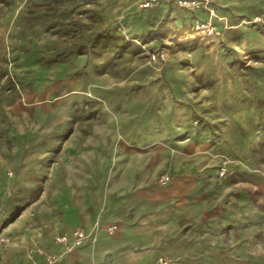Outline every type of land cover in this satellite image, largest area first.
<instances>
[{
    "label": "rangeland",
    "instance_id": "374dc122",
    "mask_svg": "<svg viewBox=\"0 0 264 264\" xmlns=\"http://www.w3.org/2000/svg\"><path fill=\"white\" fill-rule=\"evenodd\" d=\"M202 1L0 0V264L31 256L64 172L99 208L161 199L157 264H264V0Z\"/></svg>",
    "mask_w": 264,
    "mask_h": 264
},
{
    "label": "crops",
    "instance_id": "0c3cea01",
    "mask_svg": "<svg viewBox=\"0 0 264 264\" xmlns=\"http://www.w3.org/2000/svg\"><path fill=\"white\" fill-rule=\"evenodd\" d=\"M82 176L84 175L79 173L64 172L65 182L50 189V183H48L49 187L44 194L52 193L59 198L55 199L54 204L41 205L38 209L41 216L33 215L34 222L41 217L43 223L39 228L38 226L34 228L32 223L29 224L32 229L25 234L27 237L25 243L33 244L32 254L17 264H47L48 256L59 254L63 256L55 264H140L144 262V257L147 258L149 255L150 260L157 264L158 256L160 257V254L165 253L167 249L163 243L168 244L172 241L179 229L174 217H166L162 213L161 199L154 198V206L158 209L155 208L150 214H145L144 207L141 209L138 204V199L131 200L130 206H124L120 210L118 204H113L117 200L114 197L111 198L113 193H110V199L107 200L105 208H99L92 201V197L96 196V184L86 181L76 182L74 177ZM70 180L74 182H69ZM153 195L155 196V193ZM172 195H174L172 199H179L181 194L177 192ZM101 210L102 214H100ZM99 215L103 222L96 230L94 226ZM113 223L117 225V231L109 233L107 227ZM76 229L83 230L87 238L81 245L71 249L73 232ZM59 235L67 237V244L55 242L54 239ZM34 246L39 247L38 255L35 256L32 250ZM212 256L224 263L232 259L214 252L206 255L205 259L210 261L209 258Z\"/></svg>",
    "mask_w": 264,
    "mask_h": 264
},
{
    "label": "built area",
    "instance_id": "2783aa9c",
    "mask_svg": "<svg viewBox=\"0 0 264 264\" xmlns=\"http://www.w3.org/2000/svg\"><path fill=\"white\" fill-rule=\"evenodd\" d=\"M166 1V0H143L142 2V7L143 8H152L153 6ZM175 3L180 6L181 8H187V9H193V8H198L200 6L205 7L206 3H204L202 0H174ZM195 29L197 31H202L203 33L207 35H212L213 34V28L208 22H199L195 25ZM162 57L163 55H159ZM151 58L153 60L156 59V55L152 54ZM114 227H109L108 231L113 232ZM87 238V234L81 230V229H76L73 232V242H72V247L79 246L83 243V241ZM57 241L63 244H67L68 239L66 236H58ZM158 264H177L176 262L172 260H168L165 257L159 258Z\"/></svg>",
    "mask_w": 264,
    "mask_h": 264
},
{
    "label": "trees",
    "instance_id": "16d2710c",
    "mask_svg": "<svg viewBox=\"0 0 264 264\" xmlns=\"http://www.w3.org/2000/svg\"><path fill=\"white\" fill-rule=\"evenodd\" d=\"M169 34H170V32H169ZM190 34V32H188L187 30H185L183 33H178L177 34V36H179V37H181L182 35H189ZM171 35H174V33H171Z\"/></svg>",
    "mask_w": 264,
    "mask_h": 264
}]
</instances>
